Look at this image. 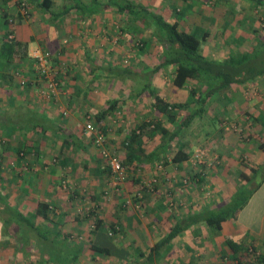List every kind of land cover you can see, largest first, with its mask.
Returning a JSON list of instances; mask_svg holds the SVG:
<instances>
[{
  "label": "crops",
  "instance_id": "1",
  "mask_svg": "<svg viewBox=\"0 0 264 264\" xmlns=\"http://www.w3.org/2000/svg\"><path fill=\"white\" fill-rule=\"evenodd\" d=\"M37 1L26 0L27 7L33 10L34 17H37V12L41 10ZM54 1L57 0H53L52 7ZM157 1L161 8L158 9L154 6L153 8L158 9V14L166 20L177 21L169 12L166 14L167 5L163 4L162 0ZM223 1L225 2L224 11H230L233 1L237 3V5L233 4L234 10L238 11L239 0ZM148 4L153 5L150 1ZM113 8L105 11L113 13L115 11ZM196 9L200 8L188 5L185 15L195 14ZM17 11H21L18 0H0V45L5 38L2 36L7 28L4 15L10 16ZM103 12L104 10L100 9L89 16L87 14L79 15L76 10H71L62 19L53 23H50L49 14L46 12L45 23L38 27L43 29L41 33L29 31L25 20L15 26V37L29 43V57L34 51L33 49L43 47L51 51L53 58L50 62L52 71L49 72L47 86H41L38 83L41 81L38 76L36 79L29 78V82H24V77L37 74V70L34 74L35 70L30 58L14 60L16 64L11 66L12 68H9L8 64L0 66V114H3L4 118L6 117L12 123L6 128H0V144H2L0 155L7 163L4 168L0 167L1 175L4 177V182L0 180V186L9 190L18 182L17 187L21 185L23 192L22 197L20 195V198L15 202L17 205L13 201H7L13 207L19 206L18 211L24 214L27 212L26 206L29 204L25 200V194L29 192L28 198L32 199L34 195L31 192L34 193V187L40 182L44 187L46 185L45 190L48 195L53 189V183L50 186L51 177L40 178V170L43 168V164L40 162L41 158L45 155L48 157V153L51 150L54 151L57 145L59 151L62 143L71 147V142L58 131L49 129L41 132L35 129H25L24 125L20 126L19 122L23 121L24 113L28 110L33 112L32 116L38 121L44 117L47 124L51 123L57 128L64 127L67 134L72 133L74 138L84 146V148H76L75 151L67 149L65 159L68 164L65 166L56 165L49 170L50 176H53L54 179L63 175L62 172L59 174L62 169L66 170L65 173L75 180H79L82 176L93 178V183L88 186L80 183L84 191L87 189L85 191L87 193L85 212L89 215L87 210L96 208L97 215L102 218L104 225L102 229L95 232L91 228L85 231V236L90 242L82 243L83 250L80 256L86 257L79 264H128L126 258L132 256L134 248L146 252L150 246L167 235L173 224L183 216L197 213L202 209H220L228 204L237 189L243 186L250 187L253 191L236 218L226 219L219 231L211 228L203 218H199L198 221L171 239L154 264H262L259 262V258L261 255L264 256V168H262L264 150L260 148V144L264 143V73L255 81L240 85L242 87L240 90H244L245 98L242 99L241 96L239 102L233 95H230L225 102L218 101L221 98L215 99L218 92L210 97L205 108L207 111L210 110L208 115L210 124L216 126L215 118L219 122L218 128L215 127L218 130L215 134L207 132L202 136L199 131L194 132L192 127L197 126L196 123L201 124L204 117L196 118L194 122L192 120L187 128L181 130V136L171 142V149L164 153L166 160L147 159L134 171V175L141 180V183L131 184L132 180L128 182L126 180L119 189L120 193L114 192L113 189H108L107 184L103 182L105 170L102 161L100 162L103 166L98 167L95 162L88 170L81 165L82 160L85 161L84 159L92 160V162L94 159L100 160L95 150L93 152L89 150L94 149V145L83 133L86 128L85 124H96L94 114L110 96L120 98L133 92L137 86L136 82L129 77L124 78L125 80L115 77L121 82L112 79V74L116 66L118 67L121 63L122 57L117 53L120 49L119 45L109 46L110 43L98 35V32L100 33L104 28L95 20L97 15L103 14ZM70 15L72 17L79 16L77 19H71ZM131 21L132 23L128 24L129 30L137 28L136 21ZM118 29L121 30L120 27ZM91 42L97 44L92 46ZM98 44L101 47H98ZM161 57L162 55H158L155 65L159 63ZM132 58L133 60L129 55L127 65H120L139 72L145 71V65L136 69L134 66L136 56L133 55ZM2 61L1 58L0 62ZM117 61L120 63L117 64ZM60 65L59 71L57 67ZM173 67L170 65L162 67L155 72V75L150 72L151 86L156 87L153 83V76L155 77L154 82L159 84H161V78L164 79L168 76L169 87L172 90L174 87L172 83ZM152 68L154 65L150 67V69ZM53 73L56 74V82H53V78H51ZM99 78L100 80H98ZM244 85H246L245 88ZM247 85L255 86L253 91L251 86ZM234 87L230 86L233 90ZM174 88L182 92L184 87ZM167 90L157 89L165 100L180 102L181 98L169 96ZM150 102L151 97L144 93L139 101L126 99L116 112L108 116L105 121L108 130L104 134V143L110 150L123 156L125 153L122 145L124 137L133 126L143 119L147 120L149 117L156 116L162 121L164 127L173 129V123L167 121L163 115L157 114L151 108ZM233 111L236 112V115L232 113ZM181 113L183 114L184 111ZM230 126H234L232 127L234 130ZM235 126H239L240 131H237ZM190 130L194 133H189ZM161 137L156 133L151 140H145L143 147L145 154L157 147ZM63 144L62 146L65 147ZM19 145H25V149L38 150V154L34 155L35 159L32 158L30 170L27 160L31 153L24 154L22 151L18 153ZM205 147L208 149L206 157L199 160V163L195 162L194 152L200 149L205 150ZM180 148L189 151L188 159L180 162L171 161L176 150ZM99 153L101 152L99 151ZM12 162L15 163L12 164ZM11 164L15 167L14 169ZM75 164L77 168H74ZM260 168H262L261 172L249 185L242 174L251 176L253 169L259 170ZM9 170L13 173L7 172ZM12 174L16 175V179L12 177ZM152 178L156 179L154 184L150 182ZM8 182L11 183L10 186H8ZM141 187H144L145 190L144 199L135 200L134 194ZM153 188L155 189L153 190ZM106 189L107 197H101V192ZM0 190L8 198L7 193L9 192L3 191L2 187ZM137 195L141 196V191ZM128 197H131L132 200H128ZM47 201L50 202L49 199ZM59 201L57 198L50 204L56 205ZM72 219L75 220V218ZM83 222H80V227L84 225ZM111 224L117 229L115 235L107 233ZM75 227L77 228L78 225ZM85 228H89V226ZM227 240L241 244L236 252L228 246ZM72 241L75 240L72 239ZM75 242L81 244L77 240ZM92 242L101 246L109 245L111 254L93 260L91 258L93 251L90 246ZM251 244H254V251L245 258L246 252L242 247L248 246L251 250ZM31 245L29 244L26 248L29 252L24 253L25 255H30L34 251ZM36 245L37 252H39V241ZM19 249L20 247L17 245L8 246L0 243V260L4 255L8 257L12 251L16 255ZM120 254L127 257L124 259L120 257ZM87 255L90 256L87 257ZM6 264H11L10 260Z\"/></svg>",
  "mask_w": 264,
  "mask_h": 264
},
{
  "label": "trees",
  "instance_id": "2",
  "mask_svg": "<svg viewBox=\"0 0 264 264\" xmlns=\"http://www.w3.org/2000/svg\"><path fill=\"white\" fill-rule=\"evenodd\" d=\"M248 1L255 8L261 7L264 10V0ZM52 4L53 0L37 1L38 7L49 14L50 23L62 19L71 10H76L79 15L87 14L91 16L97 11H100V9L105 11L114 7L117 13H123L128 16V19L141 22L147 28L152 29L151 36L148 37V39L157 40L161 48L160 50L162 51V57L159 63L151 69V72L155 73L160 68L168 65L174 66L172 83L176 88L186 87L190 80H196L200 83L205 82V86L203 85L205 87L203 91L197 90V87H191L184 102H171L165 100L164 96L151 86L150 75L146 79L144 71L139 72L131 70L128 67L121 68L119 66L115 68L113 74L118 72L120 75L128 76L136 82L137 86L133 92L120 98L109 99L105 101L101 108H99L96 114H94V122L96 123L94 137L97 134H106L108 127L105 125V121H107L108 116L112 115L119 109L126 99L139 101L144 93H147L151 97V108L154 109L157 114L163 115L167 121L173 123V129L171 130L164 127L159 118L152 116L147 120H141L128 131L122 142L125 150V153L123 154L124 158L120 159V164L124 168V174L122 179L118 178V182L124 183L126 180L127 182L132 180L131 184L141 183V180L134 175V171L141 163L147 161L149 158L156 161L162 159L166 160L164 153L168 149H171V142L178 137V134L182 129L187 128L191 124L194 118L202 116L205 105L212 95L226 87L255 81L264 73V36H260L259 30L256 28H253L252 31L259 43L258 49L252 48V51H250L249 49L251 47H246L241 51H230L225 60H219L209 58L200 52V45L207 37V31H204L199 35L197 33L181 32L177 28V21L166 20L162 15L153 12L142 3H134L131 0H91L88 4L83 0H63V6L58 9V11L52 9ZM26 5L27 4L24 3L23 0H18V6L20 7L21 13L17 11L10 16L4 15V22L6 23L7 28L4 31L3 37H11L7 38V40H3L0 45V59H3V61L0 62V66L8 64L10 68L16 64L14 60H24L29 58V43L24 40H18L15 36H12L15 32V26L23 22L25 20L23 16L28 14L26 9L28 7ZM262 16L261 21L262 25H264V13ZM146 43L145 38L140 37L139 48L145 49L143 45H146ZM43 52H45V50ZM36 76L40 78L41 81H38V83H40L41 86H47L49 84L47 78H44L43 75L38 73V70ZM184 110H186V113L182 114L181 111ZM32 114L33 112L28 110L24 113L23 120H26V123L24 124V126H26L25 129H35L41 132L53 129L55 132L58 131L63 134L64 137L71 142V147L69 146L68 148H65V146L62 147L61 150L59 149L58 155L56 154L53 158L54 162L65 166L68 164L65 159L67 149H74L73 151H75L79 148H84L83 144L78 139L76 140L72 133L67 134L64 127L60 126L57 128L55 125H51V123L47 124L44 117L38 121L32 116ZM11 124L12 123L9 122L6 117L4 118L3 114H0V128H6ZM156 133H159L162 136L159 144L151 152L145 154V150L143 149L145 140H151ZM89 140L92 144V139ZM260 148L264 150V143L260 144ZM17 149L18 153L20 151L24 154L30 152L31 156L36 153L38 154V150H33V152H31L32 149H25V146H20ZM189 155L190 153L187 149L180 148L176 150L171 161L180 162L187 160ZM103 156L105 157V173L110 177L115 176L109 167L106 155L104 154ZM205 157L206 156L203 158ZM195 162L198 161L195 160ZM28 164L31 167L32 164ZM262 168H264V165H262ZM262 168L259 170L253 169L251 176L242 174V177L249 183V185H251L253 179L261 172ZM119 187L121 188V186ZM154 189L155 188H153V190ZM140 191L142 195L138 196L137 194ZM252 191L253 190L250 187H240L232 196L230 202L222 208L202 209L197 213H189L176 221L171 227L170 232L150 246L146 252L134 248L131 257L126 258V255L121 254L120 257L124 259L126 258L128 264H154L159 259L162 251L171 239L180 232H183L189 225L198 221L199 218H203L211 228L219 231L226 219H234L237 217L239 210L246 203ZM144 192V187H141L134 194V199L143 200ZM107 193V189L102 191L101 197H107ZM73 194H77V191L74 190ZM0 204V215H6L1 219L3 223L8 225L10 222H14L18 226L21 224L19 233L17 234L20 247L19 250H22L21 254L27 252L26 248L30 244V238L34 235L36 239L39 237L40 246H38V259L40 262L45 264L77 263L83 250V245L82 243L79 244L72 241V239L70 240L68 235H64L58 230V223L52 218L55 215L54 206H52L49 201L44 199L38 200L34 211L30 214L24 215L10 205L6 196L0 190ZM87 213L94 216L93 224H91L93 227L91 230L95 232L102 229L104 225L103 220L97 215L96 208L94 210H88ZM85 215L84 218H88L89 215ZM37 216L51 224L52 227L43 225L42 222H36L35 218ZM77 220L79 219L77 218ZM54 228L55 230L53 231ZM116 232V227L111 224L107 233H109V235H114ZM227 244L235 252L241 245L239 242L233 240H227ZM90 246L93 251V254L91 255L93 260L97 259V257H104L107 254H111L109 245L101 246L92 242L90 243ZM250 247L251 250H249L250 248L248 246L242 247L243 251L246 252L245 258L249 257L254 251V244H251ZM16 256L19 258L22 257V255H19V252H17ZM18 257L16 260L19 259ZM16 260L15 262L13 261V264L16 263ZM259 262L262 264L264 263V256H260Z\"/></svg>",
  "mask_w": 264,
  "mask_h": 264
},
{
  "label": "rangeland",
  "instance_id": "3",
  "mask_svg": "<svg viewBox=\"0 0 264 264\" xmlns=\"http://www.w3.org/2000/svg\"><path fill=\"white\" fill-rule=\"evenodd\" d=\"M84 1L88 2V4L91 2V0H84ZM131 1L134 3H142L143 5L145 4L149 9H151L155 13H158V9L161 8L160 3L157 0H155V1L131 0ZM148 1L153 3V5L151 6L150 4H148ZM162 2H163V4L167 5L166 14L169 12L171 14V16L178 21V28H179L178 30L179 31H181V32L183 31L186 33H197L198 35L203 33L204 31L208 32L207 37L201 42L200 52L209 58H217V59L225 60L227 58V56L229 55L230 51H238V50L241 51L245 47H251L249 49L250 51H252V48L258 49L259 43L256 40L254 32L252 31L253 28H256L259 30L260 36L261 35L264 36V25H262V21H261V18L263 17L262 14L264 13V10L261 7L255 8L249 1L239 0V2H238L239 6L237 9L238 11L234 10L233 4L237 5V3L235 1H233L232 7H231L229 12L227 10L224 11L223 6L225 5V2L223 0H162ZM24 3H26V0H24ZM211 3H213V4H211ZM62 4H63V0L54 1V5L52 8L54 10H58L63 6ZM188 5H190L193 8L198 6L200 9H196L195 14L193 13L192 15H185V11H187ZM153 6L157 7L158 9L153 8ZM26 9L28 11V14L23 16L25 19L24 22H26V24H27L26 27L29 28V31L32 30V33L33 32H40L41 33L43 29H41V28L39 29L38 27H41L45 23L46 11L45 10H40V12L36 11L37 17H34L33 10H31L29 8H26ZM113 9L115 10L113 13H110L109 11L108 12L104 11L103 14L99 13L100 15H97L95 21L97 23H100L99 25L100 26L102 25L101 27L104 28L103 31H101L100 33L98 32V35L100 38H104L106 42L110 43L109 46L119 45L120 49L117 51V53L119 55H121L122 61H121V63H120V61H117V64L120 63V64H124L126 66L127 62H129V55H130V58L132 60H133L132 56L135 55L136 56V58H135L136 59V63H135L136 65L134 64V66L136 69H138V68H141L142 66L145 65L146 67L144 69L145 70L144 72H147V73H144V74L146 75V79H147V77H149V73L151 72L150 67H152L153 65L155 66V64H156L155 60L158 59V55H161V53H162V51L160 50L161 49L160 45L158 44L157 40L151 39L152 42H150L151 40L148 39V37L151 36L152 29L147 28L141 22H136L137 28L134 27L133 30L132 29L129 30L128 24L132 23V21L130 19H128V16H126L125 14L117 13L116 9L115 8H113ZM221 10H223V11L221 12ZM43 11H45V12H43ZM18 12L21 13V11H18ZM78 16L79 15L72 17V15H70L69 18H71V19L76 18L77 19ZM32 17H34V18H32ZM64 19H66V18H64ZM63 21H65V20H63ZM61 23H63V22H61ZM123 24L125 27L123 26ZM119 27L121 30L118 29ZM12 36H15V35L13 34ZM9 37H11V36H9ZM9 37H7V38H9ZM140 37L145 38V41L147 42L146 45H143L145 49L139 48ZM2 38H3V36H2ZM7 38L5 37L4 40H7ZM95 44H97V43L91 42L92 46H94ZM98 47H101L100 44H98ZM33 50L35 51V49H33ZM36 50L48 51L49 60L52 61L53 56H52V53L50 50L45 49L43 47L42 48L39 47ZM33 52H32V54H33ZM99 52H100V50H99ZM32 54L29 58L32 60L31 62H32L33 68L35 70L34 74H36L37 68L35 67V62H34V59L32 57ZM50 61H48V64H50ZM120 64H119V67L123 68L124 66H121ZM115 66H116V63L114 64V67ZM51 68L52 67H50V71H52ZM57 68H59V71H60L61 65H60V67H57ZM66 68H67V66H66ZM169 69H171V68H169ZM59 71H57V72H59ZM55 73H53V75L51 77V78H53V82H56V78H57V77L55 78V75H56ZM153 75H155V73H153ZM115 77L122 79V80H125L124 78H128V76L120 75L118 72L115 74H112L113 81L117 80ZM29 78L32 80L34 78L36 79L37 76L36 75L30 76V77L26 76V77H24V82H29L28 81ZM98 80H100V78ZM154 80H155V77L153 76V83L156 86L154 88L156 90L157 89L160 90V88H162L163 91L164 90L166 91L167 88L169 87L170 79L168 76H167V78H164V79L161 78V84H159L158 82L155 83ZM117 82H121V81L117 80ZM204 83L203 82L200 83L196 80H190L188 82L187 86L183 88L182 92L178 91L174 87L171 90L169 87L167 90L168 91L167 94L169 96H174L176 98L178 97L177 99L181 98L180 102H184L188 96V91L191 87H194V88L197 87V90L203 91V89L205 88ZM240 85L241 84H237V85H235L236 87L233 86L235 88L234 90L231 89L230 87H226V88L221 89L220 91H218V94L215 96V99L218 100L221 97L220 100H218V101L225 102L226 99L230 95L231 96L233 95L234 97H237V100L239 102L241 96H242V99L245 98L243 95L244 90H240V88H242L241 87L242 85L241 86ZM245 86L246 85H244V88H245ZM248 87H250L251 90L253 91V88L255 86L249 85ZM246 91L248 92V90H246ZM175 94H176V96H175ZM240 94H242V95H240ZM112 98L113 97L110 96L108 98V100L112 99ZM209 111L210 110L207 111V109L205 108L203 110V114H202V116L204 117V121H202L201 124L196 123L197 126L192 127L194 132H196V130H197L202 134V136L204 135V133H207V132L208 133L213 132V134H215L218 131L216 128H218L219 122H218L217 118H215L214 120L217 121L216 126H212L210 124L209 118H208ZM184 113H186V110H184ZM232 113L235 114L236 112L233 111ZM196 118H199V117H196ZM196 118H194V119H196ZM87 120H88V117H87ZM193 122H194V120H193ZM25 123H26V120H23V121L19 122V125L22 126ZM92 124L93 123H91V124L86 123L85 124L86 128H85V130H83V133L85 134V136L89 137V139H92V145H94L93 146L94 149H89V150H90V152H93L95 150V152L98 153V155H99L98 157H100V160L94 159V161L92 162V160L88 161L87 159H84L85 161L83 162V160H82V163H81L82 167L84 169L86 168L88 170L89 168H92V166L95 162H97L96 166H98V167L103 166L104 161H105V157H103L104 154L105 155H112L113 154V155L118 156L119 159H123V156H121L120 153L115 152L113 150H110L108 145H106L104 143V138H105L104 134L101 135L102 141L99 142L97 145L95 140L100 135L97 134L94 137L96 124H94V125H92ZM232 127H234V126H232ZM232 127L230 126V128L232 130H234ZM235 129H238L237 131H240L239 126H237V127L235 126ZM194 132L192 130L189 131V133H192V134ZM157 134H159V133H157ZM217 134H219V133H217ZM178 136H181V132L178 134ZM63 145L66 146L65 148H68L67 145H65V144H63ZM1 146H2V144H0V150H1ZM20 146H23V145H19V147ZM62 147L63 146L61 144V148ZM57 148H58V145L54 148V151L51 150L50 151L51 153L50 152H49L50 154L48 153V157L45 155L41 158V161H40L43 164L42 165L43 168L40 170V178L41 177L42 178L43 177H47V178L51 177V181L49 183H50V186L53 183L52 184L53 189L50 190L51 187L47 184V186L50 187L49 188L50 192L48 195H46V192H47L45 190L46 185L44 187V185L40 182L41 184L39 183L36 187H34V193L31 192V194L34 195L32 197V199L28 198L29 192L26 193L25 194V200L27 203L29 202V204L26 206L27 212H25L24 214L27 215V214L32 213L34 211V208H35L37 201L40 199H45V200L49 199L50 202H53L55 199L58 198L60 200L59 203H57L56 205L52 203L53 204L52 206H54V213H55V215L52 218L56 221V223H58V230L64 235L67 234L70 239H73L75 241L77 240V241L84 243V244H88L90 242V240L86 238L85 231L89 230L90 228L93 227V225L91 226V224H93L94 216L89 215L88 218H84L86 216L85 215L86 214L85 207L87 206V203H86L87 198L85 196L87 195V193H85V191L87 189H85V191H84L83 186H81L80 183L84 184L85 186H88V184L90 185V183H93V178L92 177L86 178V176H82L79 178V180H75L74 178H71L70 175H67L65 173L66 170H64V169L59 171V174L62 172L63 175L58 174L59 176L55 177V179L53 176H50L49 170L53 166L59 165L58 163L53 161V158L56 156V154L58 155V153H59ZM47 150H49V149H47ZM200 150H202V149H200ZM206 150L208 151V149L205 147V151ZM99 151L102 154L99 153ZM31 152H33V150H31ZM100 155H102V157ZM32 158L34 160V155L33 156L30 155V158H28L29 160L26 159L27 162L32 164V161H33ZM100 161H102L103 164ZM14 163L12 162V164H14ZM5 164H7L6 160L0 155V167L4 168ZM9 164H10V162H9ZM12 164H11V166H12ZM104 167H105V165H104ZM14 168L15 167L12 166V169H14ZM74 168H77L76 164H75ZM28 169L29 170L31 169L30 165H29ZM1 171L2 170H0V180L2 182H4V180H3L4 177L1 175L2 174ZM7 172H12V171L9 170ZM25 173H28V172H25ZM15 174L14 175L12 174V177L16 179ZM75 176H76V174H75ZM104 177L106 179L104 178L103 182H104V184L106 183L108 185L107 188L113 189L114 192L120 193V190H119L120 187L119 186H122L123 183L118 182V178H116V176L110 177L106 173H104ZM153 177H156V176H153ZM1 181H0V185H1ZM5 182H7V181H5ZM150 182L155 183L156 179L152 178V180ZM10 184L11 183L8 182V186H10ZM17 185H18V182L16 183V185L11 186L13 188L9 189V190H5V188L3 186H0L3 188V191L9 192V193H7L8 194L7 200L9 202L13 201L15 203L17 201V199L20 198V195L23 194L22 186L20 185L17 187ZM43 189H44V192H43ZM74 190L77 191V194H73ZM42 193H43V195H42ZM21 197H22V195H21ZM128 200H132L131 197ZM15 205H17V203H15ZM15 208L18 210L19 206H15ZM5 216H4V214L0 215V243H3V245H8V246L9 245L19 246L17 234L19 233V229L21 227L20 226L21 224L18 226L16 223L10 222L7 225V224L3 223L1 220ZM72 218H75V220H73ZM77 218L80 221L77 220ZM85 219H87V220H85ZM35 221L36 222H42L43 225L52 227L51 224L45 222L39 216H37L35 218ZM80 222L81 223L83 222L84 225H82V226H84V228L86 226H89V228L84 229V228H82V226L80 227V224H81ZM75 225H78V227L76 228ZM54 230H55V228L53 229V231ZM37 241H39L38 238L36 239L34 237V235H33V237L31 236L30 244H32L31 246L33 247L34 251H32L30 253V255L29 254L25 255L24 253L21 254L22 250L21 251L18 250L19 255H22V257H20L21 259L16 260L18 256H16L17 254L15 255L12 251V253H9L8 257H6L5 255L2 257V259L0 260V264H6V262L8 260H10L11 264H13V260H14V262L16 260L15 264H45L43 262H40L38 259V252H37V245H36ZM15 250L17 251V249H15ZM26 251H28V250L26 249ZM88 256H90V255H87V257ZM85 257H84V255L80 256L79 260H77V264H79L80 261H82V259Z\"/></svg>",
  "mask_w": 264,
  "mask_h": 264
},
{
  "label": "built area",
  "instance_id": "4",
  "mask_svg": "<svg viewBox=\"0 0 264 264\" xmlns=\"http://www.w3.org/2000/svg\"><path fill=\"white\" fill-rule=\"evenodd\" d=\"M32 57L35 62V66L38 70V73L43 75L44 78H49V72H50V65L48 64L49 61V53L47 51L43 52L41 50H35L32 54ZM102 141V136L100 135L96 142L99 143ZM206 156L205 150H196L194 152V159L199 162V160L203 159V157ZM107 161L109 164V167L111 171L115 174L116 178H123L124 174V168L120 164V159L116 155H106Z\"/></svg>",
  "mask_w": 264,
  "mask_h": 264
}]
</instances>
